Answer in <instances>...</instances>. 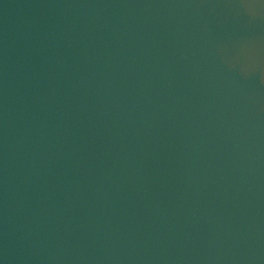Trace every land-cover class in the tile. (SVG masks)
<instances>
[{
	"label": "water",
	"instance_id": "95a60500",
	"mask_svg": "<svg viewBox=\"0 0 264 264\" xmlns=\"http://www.w3.org/2000/svg\"><path fill=\"white\" fill-rule=\"evenodd\" d=\"M264 202V0H240Z\"/></svg>",
	"mask_w": 264,
	"mask_h": 264
}]
</instances>
